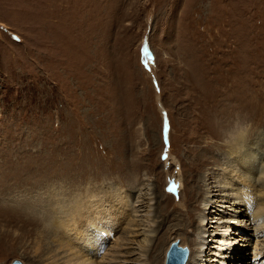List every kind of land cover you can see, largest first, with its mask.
<instances>
[{
    "label": "rangeland",
    "instance_id": "obj_1",
    "mask_svg": "<svg viewBox=\"0 0 264 264\" xmlns=\"http://www.w3.org/2000/svg\"><path fill=\"white\" fill-rule=\"evenodd\" d=\"M242 131L264 138V0H0V264L34 262L58 199L113 188L136 224L152 198L154 232L124 235L125 264H165L176 240L192 253L201 214L230 212L213 178Z\"/></svg>",
    "mask_w": 264,
    "mask_h": 264
},
{
    "label": "bare ground",
    "instance_id": "obj_2",
    "mask_svg": "<svg viewBox=\"0 0 264 264\" xmlns=\"http://www.w3.org/2000/svg\"><path fill=\"white\" fill-rule=\"evenodd\" d=\"M245 138L246 132L244 131L233 136L232 148L228 149L226 153L227 160H231L229 166L224 168L221 174L212 177L215 181V192L222 193L224 191L222 193L224 204L221 207L224 208L227 205L225 208L230 212L223 211L222 217L219 220L216 219V222H211L209 216L207 219L201 214L202 225L197 230L196 240H194L196 250H193L192 253L189 251L185 264H264V240H261L262 236L260 237L264 232V138L257 136L254 142L243 141ZM260 139L262 141L261 149L255 148ZM169 159L176 160L171 157ZM178 166V180L169 182L170 185L167 183V186L172 190V196L179 194L180 198L185 189L181 191L183 188L181 163ZM231 168L233 169L232 175L225 178ZM257 179L258 181H256ZM205 181L207 180L205 179ZM211 189L212 187L208 184L204 198L207 205L216 201L213 199V195L216 194ZM123 193L121 189L113 188L112 191L102 196L93 193L92 196H74L72 200L67 199L66 202L63 199H58L55 211L59 215L54 211L57 217L51 218L49 213H42L41 217L37 216L39 219L35 220V224L40 228L42 224L44 228L38 232L46 235L49 241L41 246L40 241L36 242L37 249L34 252L36 259L32 264H125L127 260L124 259L125 255H122V251L116 252L123 245L120 243L125 241V234L138 237L139 234L144 233L143 241L149 242V235L154 232L153 224L155 222L151 217L153 209L150 202L152 198L146 202L148 210L147 215H144L145 220L137 224L135 219L130 221L129 213L132 209L129 203L131 199L128 194L123 196ZM198 193L200 192L198 191ZM171 195L168 194V198L172 199ZM53 196L56 198L55 195ZM138 202H140V197L136 200L137 205ZM197 203L198 201L194 203L193 210H189V206H187L186 214L189 212L190 224L193 221L191 213L196 209ZM182 207H186L185 204ZM140 211L138 209L134 212L138 214ZM181 211V215H184L185 211L183 209ZM35 217V215L32 216L30 222L33 223ZM177 217L178 225L186 230L188 223H185L184 226L183 216ZM119 220L129 223L114 247H111L110 242L115 232L120 228ZM134 222L136 225L132 227ZM143 223L147 224L142 225ZM142 226H146L148 229L146 230L144 227L141 229L142 232L141 230L135 231V227L137 229ZM144 244L140 242L139 247L145 248ZM178 245L181 246L180 240ZM240 246L247 247L245 255L239 248ZM124 252L123 254H125ZM208 254L210 257L206 258ZM247 255L250 257L247 258ZM141 261L143 264L148 263L146 259H141L138 263Z\"/></svg>",
    "mask_w": 264,
    "mask_h": 264
},
{
    "label": "water",
    "instance_id": "obj_3",
    "mask_svg": "<svg viewBox=\"0 0 264 264\" xmlns=\"http://www.w3.org/2000/svg\"><path fill=\"white\" fill-rule=\"evenodd\" d=\"M179 240L170 243L166 254H165V264H185L188 256L189 249L186 246H179ZM11 264H23L19 260H13Z\"/></svg>",
    "mask_w": 264,
    "mask_h": 264
}]
</instances>
